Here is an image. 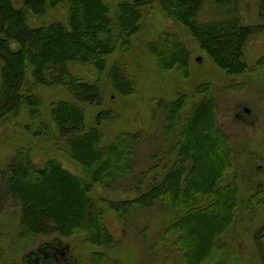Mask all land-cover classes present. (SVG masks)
I'll use <instances>...</instances> for the list:
<instances>
[{
  "label": "trees",
  "instance_id": "trees-1",
  "mask_svg": "<svg viewBox=\"0 0 264 264\" xmlns=\"http://www.w3.org/2000/svg\"><path fill=\"white\" fill-rule=\"evenodd\" d=\"M16 1L0 0V123L13 122L27 109L31 121L26 130L37 138L47 135L50 128L42 119L43 101L35 91L63 87L73 102L55 104L53 121L59 137L66 140V156L83 174V178L73 175L57 160L41 167L29 148L20 149L3 164L0 190L7 187L5 196L22 206L21 238L83 236L90 244H108L104 210L90 194L97 185L112 191L118 187L125 188L126 199L103 202L119 219L136 208L164 206L176 219L156 239L157 249H168L172 237L186 264L208 262L240 206L238 184L226 180L236 161L231 138L219 128L213 88L200 86L197 93L204 98L190 109L184 94L171 102L156 101L153 134L126 133L113 144L102 146L101 122L113 114L100 113L96 127L87 130L84 107L101 105L103 90L99 83L74 77L71 68L90 67L103 74L119 46L132 51V40L141 31L149 2L126 1L112 15V8L102 0H22L21 9L15 7ZM254 1L264 6V0ZM160 2L168 18L194 38L227 75L236 77L250 71L245 49L260 27L246 23L238 11L240 0ZM62 9L67 10L68 23L33 24ZM216 12H223V18L206 20ZM148 48L160 73L177 71L182 78L189 77L190 52L179 36L164 33ZM122 66L120 61L112 67L110 83L122 96H132L136 82L125 76ZM143 144L153 146L156 152L147 168L139 169L138 149ZM195 173L199 183L193 187ZM244 206L264 207V189L251 192ZM186 230L190 233L183 244Z\"/></svg>",
  "mask_w": 264,
  "mask_h": 264
},
{
  "label": "rangeland",
  "instance_id": "rangeland-1",
  "mask_svg": "<svg viewBox=\"0 0 264 264\" xmlns=\"http://www.w3.org/2000/svg\"><path fill=\"white\" fill-rule=\"evenodd\" d=\"M102 1L112 8L113 15L120 4L133 0ZM144 1L149 2L145 8L147 13L141 21V31L132 40V51L122 50L119 46L103 74L90 67L71 68L74 77L87 83H99L103 90L101 105L84 107L87 130L96 127L100 113L112 112L113 117L103 119L99 128L104 135L102 146L113 144L118 136L126 133L153 134L156 101L171 102L177 95L184 94L189 98L190 109L204 98L197 93L198 88L211 86L219 108V128L231 138L236 161L226 180L238 184L240 206L237 218L225 236L218 240L211 259L204 264H264V207L244 206L251 192L264 189V6L254 0H240L238 11L248 25L260 27V30L255 32L245 49V62L250 71L232 77L217 66L180 25L168 18L160 0ZM15 7L23 8V1H16ZM67 14L66 9L51 11L39 23L33 24L68 23ZM221 18L223 12H216L210 13L206 20ZM167 32L179 36L190 52L189 77L186 79L177 71L160 73L157 60L149 51L148 46ZM120 61L125 76L136 82L132 96H122L110 83V71ZM1 70L2 65L0 87ZM35 93L42 98V119L48 124L49 132L37 138L26 130L31 121L27 109H22L13 122L0 123V170L17 151L29 148L34 161L41 167L50 160H57L73 175L83 178L82 170L65 154L66 140L59 137L52 115L55 104L73 102V98L60 86L39 88ZM155 152L153 146L140 145L137 167L147 168ZM191 182L194 187L198 173L192 176ZM7 193V187L0 190V264H186L183 251L174 248L172 237L164 251L155 245L156 239L176 219L164 206L136 208L121 220L111 206L104 205V199L116 203L126 199L125 188L117 187L112 191L97 185L90 194L104 210L108 244L101 245L87 243L83 236H40L24 240L20 236L22 206L14 198L5 196ZM189 233L188 230L183 233V244Z\"/></svg>",
  "mask_w": 264,
  "mask_h": 264
}]
</instances>
